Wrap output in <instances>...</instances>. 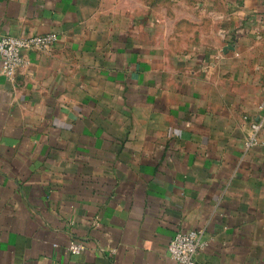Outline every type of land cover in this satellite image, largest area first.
<instances>
[{"label":"crops","instance_id":"crops-1","mask_svg":"<svg viewBox=\"0 0 264 264\" xmlns=\"http://www.w3.org/2000/svg\"><path fill=\"white\" fill-rule=\"evenodd\" d=\"M227 1L234 51L179 57L142 0H0V37H58L0 71V264H178L189 229L264 264V0Z\"/></svg>","mask_w":264,"mask_h":264},{"label":"rangeland","instance_id":"rangeland-1","mask_svg":"<svg viewBox=\"0 0 264 264\" xmlns=\"http://www.w3.org/2000/svg\"><path fill=\"white\" fill-rule=\"evenodd\" d=\"M142 1L149 8L145 28H152L154 31L150 32L158 38L166 34L167 48L172 54L206 57L234 51L239 27H234L229 19L227 0Z\"/></svg>","mask_w":264,"mask_h":264},{"label":"built area","instance_id":"built-area-1","mask_svg":"<svg viewBox=\"0 0 264 264\" xmlns=\"http://www.w3.org/2000/svg\"><path fill=\"white\" fill-rule=\"evenodd\" d=\"M55 33L30 34L23 36L3 35L0 37L1 73L11 78L16 69L24 63L23 52L25 50H44L57 41ZM262 111L257 119H251L247 115L243 119L248 124V134L244 141L245 149H251L257 145H264L260 139V133L264 130V103L258 105ZM202 232L198 229L178 231L169 240L167 252L178 264H195V254L203 248L205 242L201 239ZM85 246L77 239H71L67 250L71 254H79Z\"/></svg>","mask_w":264,"mask_h":264}]
</instances>
